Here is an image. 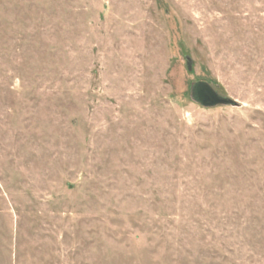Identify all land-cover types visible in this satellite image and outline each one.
I'll list each match as a JSON object with an SVG mask.
<instances>
[{
    "label": "rangeland",
    "instance_id": "1",
    "mask_svg": "<svg viewBox=\"0 0 264 264\" xmlns=\"http://www.w3.org/2000/svg\"><path fill=\"white\" fill-rule=\"evenodd\" d=\"M0 264H264V0H0Z\"/></svg>",
    "mask_w": 264,
    "mask_h": 264
},
{
    "label": "water",
    "instance_id": "2",
    "mask_svg": "<svg viewBox=\"0 0 264 264\" xmlns=\"http://www.w3.org/2000/svg\"><path fill=\"white\" fill-rule=\"evenodd\" d=\"M187 69L190 71L191 62L189 57H185ZM191 97L194 102L202 107L210 108L218 105H231L236 106L234 101L217 95L206 83H195L191 87Z\"/></svg>",
    "mask_w": 264,
    "mask_h": 264
}]
</instances>
